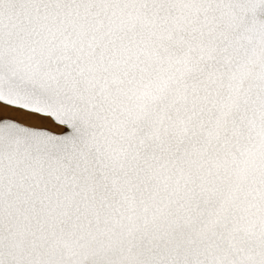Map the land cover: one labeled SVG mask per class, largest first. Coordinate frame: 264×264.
<instances>
[{
    "label": "snow or ice",
    "instance_id": "obj_1",
    "mask_svg": "<svg viewBox=\"0 0 264 264\" xmlns=\"http://www.w3.org/2000/svg\"><path fill=\"white\" fill-rule=\"evenodd\" d=\"M0 264H264V0H0Z\"/></svg>",
    "mask_w": 264,
    "mask_h": 264
}]
</instances>
